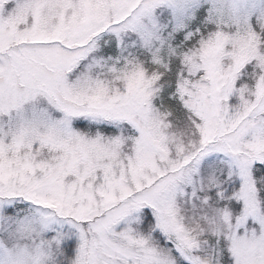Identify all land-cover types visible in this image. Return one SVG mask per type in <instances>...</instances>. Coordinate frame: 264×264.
Returning a JSON list of instances; mask_svg holds the SVG:
<instances>
[{
    "label": "snow or ice",
    "instance_id": "obj_1",
    "mask_svg": "<svg viewBox=\"0 0 264 264\" xmlns=\"http://www.w3.org/2000/svg\"><path fill=\"white\" fill-rule=\"evenodd\" d=\"M0 264H264V0H0Z\"/></svg>",
    "mask_w": 264,
    "mask_h": 264
}]
</instances>
